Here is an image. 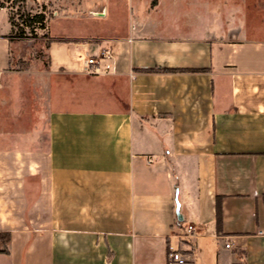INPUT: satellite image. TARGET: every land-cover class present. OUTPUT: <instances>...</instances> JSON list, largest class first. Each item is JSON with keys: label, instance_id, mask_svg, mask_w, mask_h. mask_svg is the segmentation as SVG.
<instances>
[{"label": "crops", "instance_id": "1", "mask_svg": "<svg viewBox=\"0 0 264 264\" xmlns=\"http://www.w3.org/2000/svg\"><path fill=\"white\" fill-rule=\"evenodd\" d=\"M130 1L51 36L44 122L0 7V264H264V0Z\"/></svg>", "mask_w": 264, "mask_h": 264}, {"label": "rangeland", "instance_id": "2", "mask_svg": "<svg viewBox=\"0 0 264 264\" xmlns=\"http://www.w3.org/2000/svg\"><path fill=\"white\" fill-rule=\"evenodd\" d=\"M216 2L220 0H215ZM130 0H10L4 1L6 7L13 15L16 22L14 28V48L15 59L14 68L16 70H28L23 72L21 80H35L38 84L37 102L35 104L38 119L44 118L50 109L49 103L44 93L45 81L53 78L47 72L50 65L49 44L51 36H88L98 33L108 34L114 23L125 26L131 11ZM189 0H181L187 3ZM106 3L109 13L106 16L94 14L93 9L101 8ZM161 12L172 11V8L161 7L155 9ZM182 6L176 7L174 11L179 12ZM43 12L45 20L43 24L36 23L27 26L21 16L27 13L35 14ZM9 12L0 11V33L5 32L8 27ZM52 29V30H51ZM57 80V79H56ZM179 198H176V206Z\"/></svg>", "mask_w": 264, "mask_h": 264}, {"label": "built area", "instance_id": "3", "mask_svg": "<svg viewBox=\"0 0 264 264\" xmlns=\"http://www.w3.org/2000/svg\"><path fill=\"white\" fill-rule=\"evenodd\" d=\"M115 58L114 48L110 46L102 47L97 54L90 55L87 58L86 72L87 73H104L107 74L112 69V59ZM196 229L194 224H189L187 229V236H192V233ZM232 243L228 241L226 243L227 247H231ZM170 258L172 260H177L179 262H185V259L181 254L171 247L169 252Z\"/></svg>", "mask_w": 264, "mask_h": 264}, {"label": "trees", "instance_id": "4", "mask_svg": "<svg viewBox=\"0 0 264 264\" xmlns=\"http://www.w3.org/2000/svg\"><path fill=\"white\" fill-rule=\"evenodd\" d=\"M4 1L10 0H0V7H6ZM23 22L27 26H33L36 23L43 24L45 20V15L43 12H37L35 14L27 13L24 16H21ZM10 22L12 24V38L14 39L15 35L13 33L14 28L16 27V22L13 15L10 13ZM10 234L9 233H0V250L7 251V242H9Z\"/></svg>", "mask_w": 264, "mask_h": 264}, {"label": "water", "instance_id": "5", "mask_svg": "<svg viewBox=\"0 0 264 264\" xmlns=\"http://www.w3.org/2000/svg\"><path fill=\"white\" fill-rule=\"evenodd\" d=\"M177 213H178V217L181 219L182 216H181V214H180V203H179V202H178V204H177Z\"/></svg>", "mask_w": 264, "mask_h": 264}]
</instances>
